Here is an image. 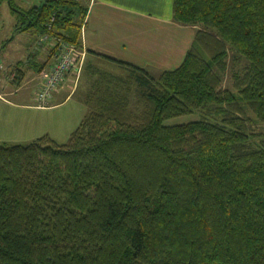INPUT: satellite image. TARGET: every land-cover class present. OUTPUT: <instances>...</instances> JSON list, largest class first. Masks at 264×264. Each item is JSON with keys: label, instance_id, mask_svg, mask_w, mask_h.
Listing matches in <instances>:
<instances>
[{"label": "trees", "instance_id": "16d2710c", "mask_svg": "<svg viewBox=\"0 0 264 264\" xmlns=\"http://www.w3.org/2000/svg\"><path fill=\"white\" fill-rule=\"evenodd\" d=\"M5 1L14 35L80 48L86 5ZM173 20L197 28L177 68L89 51L125 75L87 65L92 107L66 143H0V264H264V0H173ZM229 50L246 63L223 89Z\"/></svg>", "mask_w": 264, "mask_h": 264}, {"label": "crops", "instance_id": "0c3cea01", "mask_svg": "<svg viewBox=\"0 0 264 264\" xmlns=\"http://www.w3.org/2000/svg\"><path fill=\"white\" fill-rule=\"evenodd\" d=\"M85 5L87 12L80 30V49L85 52V65L82 64L80 74L83 67L91 62L97 64L103 61L114 65L89 51L142 68L152 76L173 70L182 63L197 30L173 20V0H86ZM13 26L14 23L11 25L12 40L8 42L7 39L3 51L13 52L12 46L18 37V52L15 58L6 62V72L4 62L0 61V143L25 144L44 135L55 140L60 135L56 128L62 129L71 116L56 121L54 115L77 94L73 77L79 71L71 72L63 85L52 94L48 104L39 107L34 99L40 86L39 72L29 67L27 57L30 48L22 46L31 32L14 35ZM32 36L35 37L34 46L40 35ZM40 51L42 53L36 55V64L43 68L50 67L54 62L53 53L47 47ZM22 52L23 56H20ZM17 64L24 72L19 86L12 83V70ZM7 84L15 88L6 90ZM29 88L34 89L32 93H29ZM79 102L76 106H86L84 100ZM76 106L72 107L73 112L80 109ZM84 115H87V111ZM68 129L64 131L70 136L76 128L72 131Z\"/></svg>", "mask_w": 264, "mask_h": 264}, {"label": "rangeland", "instance_id": "374dc122", "mask_svg": "<svg viewBox=\"0 0 264 264\" xmlns=\"http://www.w3.org/2000/svg\"><path fill=\"white\" fill-rule=\"evenodd\" d=\"M45 0H12L11 3L15 8H20V9H29L32 6H37L40 5L41 3H43ZM70 1V0H67ZM0 61L4 62L5 67L6 62L15 58L14 56L16 55V51L18 49V37L16 38V42H14L13 44V52L12 51H3V46L5 44V42L7 41V39H10L12 36V29H11V25L12 23H16V19H15V15H13L10 11V9L8 8V5L6 3L5 0H0ZM86 0H79L78 3H81L83 5H85ZM50 23V22H49ZM48 23V24H49ZM13 30H14V26H13ZM28 33L27 34V38L26 41L23 43L22 46L25 45V48H30L28 56L30 53L32 54H38V53H42L40 50H42L44 47H47L50 49V53H53L54 56V47H53V43H49V42H45V43H41V45H38V41L34 44V46H32V44L34 43L35 37L32 36L35 33ZM26 48V49H27ZM233 51L229 50V58H228V69H227V73L224 77V81L222 84V88L223 89H231L232 87V79L231 76L234 72L240 70V68H242L243 65H245L246 63V59L241 57L238 58L239 62L235 63V60L232 59L233 57ZM23 52L21 53L20 56L22 55ZM24 58V57H23ZM55 59V57H54ZM28 60V57H27ZM36 61V59H35ZM54 63V62H53ZM84 64V63H83ZM85 65V64H84ZM92 67H95V70H97L100 73H109L110 75H114V76H124L125 73L123 71V69L118 68L114 65L111 64H106L103 61H98L97 64H95V62H91ZM4 67V66H3ZM87 67V66H86ZM83 67V71L80 74V70L77 74V76L73 77V80H75L76 82V95L73 97V99L71 100V102H69L65 107L59 109L57 111V115H54L55 120L57 121V119H63V118H69L70 116V120L67 121L66 124L62 125V129H58L56 128L59 132L60 135L56 136L55 140L56 142L63 144L66 143V141L69 138L68 133H65L66 131H64L65 128H69L68 130L72 131L74 130L76 127H74L76 124H78V122H80L79 120H81L82 118H84L86 115H84L87 111L90 112V108L92 107V105L89 104L86 105L87 106V110H86V106L82 107V106H76L80 100L85 99V94L88 93V91L90 90V86L91 84H93L94 81H96L98 79V75L94 74V75H89L90 71L87 70V68ZM5 72L8 70L7 67L5 68ZM2 70H4V68H2ZM1 73V72H0ZM9 75V74H8ZM7 76V75H6ZM158 75H155L154 77H156ZM13 79V78H12ZM23 80V79H22ZM22 80H18L16 82L18 83H14V85L19 86V84H21ZM9 86H7L6 90H10L12 91L15 86L14 85H10L7 84ZM29 93L33 92V88H29ZM138 87L133 86L130 96H129V110L134 112V113H139L141 112V106L140 104H138ZM80 103V102H79ZM80 107V109H76V111L73 112L72 107ZM78 110V111H77ZM199 118L198 114H194L191 116H185V117H180L174 120H171L169 123L170 124H181V123H186L189 121H193V120H197ZM71 121V122H70ZM70 122V124H69ZM52 129V128H51ZM68 131V132H70ZM255 131L256 132H261L264 133V131L262 130L260 125L255 126ZM54 132V131H53ZM56 135V134H55ZM10 145H15L16 143H7Z\"/></svg>", "mask_w": 264, "mask_h": 264}, {"label": "built area", "instance_id": "2783aa9c", "mask_svg": "<svg viewBox=\"0 0 264 264\" xmlns=\"http://www.w3.org/2000/svg\"><path fill=\"white\" fill-rule=\"evenodd\" d=\"M70 1L78 2L79 0ZM53 21L54 17L47 25V31L51 30ZM45 42L53 43L55 59L50 67L42 68L39 71L40 86L34 97L39 107H45L48 104L52 94L63 85L71 72L80 70L85 58V52L82 49L60 38L52 37L46 33L40 36L38 45Z\"/></svg>", "mask_w": 264, "mask_h": 264}]
</instances>
